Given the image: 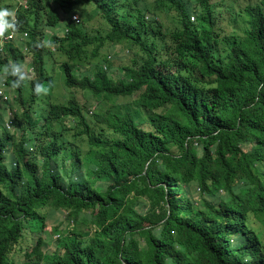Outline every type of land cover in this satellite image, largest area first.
Listing matches in <instances>:
<instances>
[{
  "label": "trees",
  "instance_id": "1",
  "mask_svg": "<svg viewBox=\"0 0 264 264\" xmlns=\"http://www.w3.org/2000/svg\"><path fill=\"white\" fill-rule=\"evenodd\" d=\"M143 1L27 0L0 20V32H28L38 74L17 94L23 55L5 45L0 264H264V0L234 14L211 0ZM64 10L79 21L47 40L41 26ZM146 12L163 25L117 75L111 52ZM64 211L53 250L40 237L23 247L26 229L44 233Z\"/></svg>",
  "mask_w": 264,
  "mask_h": 264
},
{
  "label": "clouds",
  "instance_id": "2",
  "mask_svg": "<svg viewBox=\"0 0 264 264\" xmlns=\"http://www.w3.org/2000/svg\"><path fill=\"white\" fill-rule=\"evenodd\" d=\"M148 1H151V0H148ZM143 3H145L143 0H139L138 6H140V8H143L144 7ZM212 3L215 5V8H217L219 6V5H216L213 1H212ZM2 8L3 7H0V20L4 21L7 17L6 15H8V16H10V18H7V20H11V22H14L16 19L17 10L20 8H22V9L27 8V0H10V3L8 5V9L10 10V13H8L6 10L4 11ZM223 11H225V10L223 9ZM67 13H69V15H68V17H66V20L63 21L64 28L62 31H58L57 29H55V27L60 23L61 16L65 15ZM72 16H76V19H73ZM128 18H131V17H128ZM189 20H191V21L194 20V14L189 16ZM78 21H79L78 16L75 13H70L69 11L64 10V11H61L59 13V17L57 18V23L55 24V26H47L48 24L44 23L41 26V32L46 34L47 40H49V38L55 34L60 35V34L65 33L70 24L77 23ZM142 22H143V24L136 26L137 27L136 29H134V30L129 29L128 30L127 39L129 42L125 41L126 46L123 44H115L114 49L111 52L112 54H115L117 56V61L120 60V62L114 67L115 73L117 75H119L118 70L121 66H123V63L125 61H127L131 57L134 59V52L136 51L134 48V42H139L143 38L147 37V35L150 32V29L158 30L163 25V24L157 23L156 17L150 15L148 12L144 13ZM9 34L11 35V37H8ZM27 37H28V32L25 30L22 31V30H15V29L9 28L7 30H3L0 32V56L4 55L5 45H7V44H11L12 47L17 48L19 50L18 51L19 55H23V57L21 58V61L14 65L12 73L15 74V77H17L20 82H21V80H23L26 83V86L16 85L17 90H18L17 94L22 95L24 98L29 97L28 93L25 91V88L28 87V83L30 81H35L38 77V74L36 73L35 67L31 63L32 59H31V54L28 52ZM172 41H173L172 38L167 37V36H162V43L163 44H167V43L171 44ZM162 43L159 45L160 53L162 56L165 57L164 45ZM117 46L120 47V51H118V52L115 51V48ZM43 47H44V49L46 48L45 46H43ZM168 67L169 66H167V65H166V67H163L162 73ZM54 69L57 71L55 66H54ZM6 77H8V75L0 74V98L2 100L12 99V96H14V94H13L14 92H13L12 88L10 87L11 85L7 83ZM6 127L11 128V121L10 120H7ZM11 150H12V147L9 149L3 150L6 154L5 159L3 160V165L6 167V169L12 168V166L16 165L15 156L10 154ZM58 176L61 177V174L58 173ZM42 209L47 210L46 207H44ZM61 214L63 215L64 219L67 222L68 221H69V223L71 222V220L67 219V216H66L67 212L66 211L61 212ZM51 216H52L51 214H49L47 216V227H48L49 219ZM69 223H68V226H69ZM64 231H66V229H64V230L58 229L56 226H53L50 228V233L51 232H53V233H51V234L49 233V234H50V236H52L54 238H58L60 232H64ZM45 232H48V231L46 230ZM40 233H42V232H40ZM35 234H38V233H35ZM42 261L43 260H41L40 264L43 263ZM11 264H24V262L23 261H19V262L15 261V263H11Z\"/></svg>",
  "mask_w": 264,
  "mask_h": 264
},
{
  "label": "rangeland",
  "instance_id": "3",
  "mask_svg": "<svg viewBox=\"0 0 264 264\" xmlns=\"http://www.w3.org/2000/svg\"><path fill=\"white\" fill-rule=\"evenodd\" d=\"M212 1L216 5H217L218 2H220V4H218L219 6L217 7V9H220V11L223 10L221 8H224V6H227L228 10L232 11L233 14H234V13L237 12V10L240 7H243L246 2H253L254 0H212ZM68 15H69V13L61 16L60 23L55 27V29H57L58 31H62L63 30V28H64L63 21L66 20V17H68ZM238 26H239V24L235 20V22L232 24V27H234L237 30ZM230 30L231 29H229L228 32ZM115 51L116 52L120 51V47L117 46L115 48ZM53 72L55 73L53 76H55L56 73H57V71L54 69V70L51 71V73H53ZM55 77L57 78V76H55ZM54 85L56 86L55 92H60L58 90V85H57L56 80L54 82ZM40 107L41 106H39V105H34L32 107L33 108V112L32 113L33 114H37V115L40 116ZM30 117H31V115H30ZM68 223H69V221L67 222L64 219V217H63L62 214H54V215H52L50 217L49 224H48V227L46 228V230L50 233V228L53 227V226H56L58 229H63L64 230V229H67L68 228ZM25 232H26V239H25V241L23 243V247H25L28 250H30L31 249V246L36 243L37 238L40 237L43 240H45V242L48 244V248L50 250H53V247H54L55 239L56 238L50 236V234L48 232L38 233V234H32L27 229L25 230ZM15 260H16V262H19V261L25 260V257L22 256V255L21 256H16L15 257Z\"/></svg>",
  "mask_w": 264,
  "mask_h": 264
},
{
  "label": "built area",
  "instance_id": "4",
  "mask_svg": "<svg viewBox=\"0 0 264 264\" xmlns=\"http://www.w3.org/2000/svg\"><path fill=\"white\" fill-rule=\"evenodd\" d=\"M73 19H76V16H72ZM8 37H11V35L9 34Z\"/></svg>",
  "mask_w": 264,
  "mask_h": 264
}]
</instances>
